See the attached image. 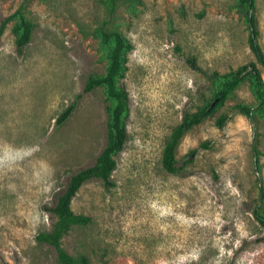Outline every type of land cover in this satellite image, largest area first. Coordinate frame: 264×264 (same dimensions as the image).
Instances as JSON below:
<instances>
[{
    "label": "rangeland",
    "instance_id": "rangeland-1",
    "mask_svg": "<svg viewBox=\"0 0 264 264\" xmlns=\"http://www.w3.org/2000/svg\"><path fill=\"white\" fill-rule=\"evenodd\" d=\"M111 1L0 0V26L21 7L34 25L21 53L12 23L0 35V264H56L55 251L36 236L51 230L57 196L106 143L102 90L83 92L88 76L105 70L94 37L105 24L133 46L121 82L129 139L116 158L114 187L91 180L76 194L74 213L91 221L73 228L63 247L90 264H264V229L252 214L258 179L264 184V118L252 125L233 109L255 103L246 84L181 139L179 174L161 166L173 128L213 98L206 74L254 62L237 1ZM255 1L264 52V0ZM221 115L229 120L220 129Z\"/></svg>",
    "mask_w": 264,
    "mask_h": 264
},
{
    "label": "trees",
    "instance_id": "trees-1",
    "mask_svg": "<svg viewBox=\"0 0 264 264\" xmlns=\"http://www.w3.org/2000/svg\"><path fill=\"white\" fill-rule=\"evenodd\" d=\"M131 3H139L141 0H128ZM243 12L249 29L248 45L254 57V62L242 65L235 70L224 74L216 72L206 74L213 91V98L205 106L195 113L184 114L182 121L173 128L167 137L161 156V166L169 174H179L181 167L176 160V152L184 135L204 119L221 109L235 92L244 84L254 99V104L238 103L233 109L244 116L252 125L264 118V52L258 42L259 30L255 15V0H236ZM115 3V0L111 1ZM12 23L11 34L14 37L16 49L19 53L30 43L34 31V25L26 16L23 7L6 17L0 26V35L8 24ZM94 37L104 49L106 66L104 73H93L86 79L83 92L90 93L95 89H101L105 98L106 112V143L95 163L75 175H73L66 188L57 196L53 208L50 210L54 221L51 230L40 232L36 241L50 246L56 253V264H90L87 256L70 255L63 247V239L75 227H84L90 223V219L84 215L74 213L72 202L80 188L88 181L100 180L106 188L114 187L111 176L116 170V158L124 149L128 139L127 123L130 116L129 97L121 86L122 80L128 71V56L133 50L129 39L118 29L105 24L95 30ZM78 96L56 119V126L62 125L71 116L76 108ZM215 101L214 106L210 108ZM229 117L221 115L216 120L218 128L224 127ZM204 147L207 145H203ZM255 157V169L261 172L259 152L254 138L252 144ZM260 184L259 203L252 212L256 223L264 229V184Z\"/></svg>",
    "mask_w": 264,
    "mask_h": 264
},
{
    "label": "water",
    "instance_id": "water-1",
    "mask_svg": "<svg viewBox=\"0 0 264 264\" xmlns=\"http://www.w3.org/2000/svg\"><path fill=\"white\" fill-rule=\"evenodd\" d=\"M214 104H215V101L211 104L209 109H211L214 106Z\"/></svg>",
    "mask_w": 264,
    "mask_h": 264
}]
</instances>
